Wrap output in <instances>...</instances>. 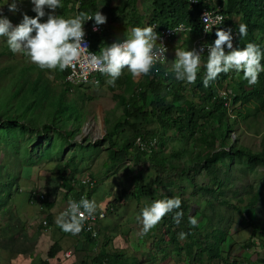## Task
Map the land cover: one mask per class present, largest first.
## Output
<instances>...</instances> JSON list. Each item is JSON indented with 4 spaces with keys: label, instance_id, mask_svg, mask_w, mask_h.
Here are the masks:
<instances>
[{
    "label": "trees",
    "instance_id": "16d2710c",
    "mask_svg": "<svg viewBox=\"0 0 264 264\" xmlns=\"http://www.w3.org/2000/svg\"><path fill=\"white\" fill-rule=\"evenodd\" d=\"M61 1L66 5V9L64 6L66 11L71 9L75 0ZM126 2L119 8L111 9L109 23L110 25L115 23V25L103 36H93V50H96L101 43L111 45L114 42H121L130 34L133 27H142L137 16L134 17L132 13L129 20H121L128 7L133 8L132 11L135 12L137 0H126ZM95 3V0H81L80 12L94 15L97 12ZM220 3L222 0H151V11L148 12L145 26L157 23L160 27L167 28L184 23L192 25L197 32L201 29L200 13L206 8L213 10L216 4ZM226 6V21L220 30L237 27L233 21L235 17H239L241 23L247 25L248 29L247 35L239 38L235 49H243L248 43L256 42L264 51L261 45L264 40V0H228ZM191 47L192 43L187 40L183 50L190 51ZM9 51V56H12L13 52ZM261 64L264 65V60ZM13 67H16L15 77L12 81L5 82L8 85L0 90L1 94H5L0 97V146L4 148L2 154L5 162L0 164V264H10L12 261L9 257L6 259L1 255V239L9 237L12 235L11 230L19 227L18 219L13 217V214L16 211V198L21 195L22 187L27 180L26 185H29L28 171L47 165L45 170L58 178L54 190L44 189L40 193L46 199L43 208L46 225L43 226L42 221L39 225V231L44 232L47 228L54 227L53 208L57 200L64 196L65 199L70 197L71 201L78 202L84 192L91 199L93 192L96 194L100 189L99 184H95L91 190L86 189L85 186L78 185L80 179L76 181L75 177L81 173L80 167L88 165V162L96 158L100 154L98 150L105 145L109 146L111 163L109 169H105L106 172L116 171L124 160L132 161L133 167L148 165L146 170L143 166L137 168V173L132 179L131 198L137 204V216L131 221L135 224L134 228L138 229V224L142 223L137 217L147 204L166 197H179L182 201L180 209L165 215L154 228L144 234L145 239L150 238L154 241L153 247L156 250L154 255L164 254L162 260L154 257L147 263L170 264L166 256L170 253L179 263L180 254L184 253L182 264H230L228 260H224L220 250L227 235L229 236L225 226L221 225L225 216L217 212L215 206L219 203L241 213L239 207L222 200L224 186L228 183V189L231 192V186L235 180L240 181L250 173L255 174L258 166L264 169V133L256 151L237 141L232 143L230 140L231 134L239 130L240 124L250 126L251 115L258 118L264 114V72L260 73L257 83L253 85L243 79L242 73L234 71L227 74L221 73L215 81L208 84L207 88L204 87L203 79H199L196 84L187 88L184 81L177 82L172 75L166 76L159 73V77L155 76L147 81L145 88L140 87V90L134 88L131 74L120 76L115 86L110 85V89L113 92L123 91V95L117 98L124 108V116L110 128L107 127L110 125L105 120L108 129L106 128L104 140L92 144L88 141L76 142L81 125L86 120L85 104L92 99L91 96L86 95L80 87L71 83H63L59 88L53 86L46 75L53 70L41 69L35 64ZM11 68L12 65L9 64L1 68L0 79L5 74H13ZM68 73L67 69L59 70V75L63 79ZM107 78L100 76L99 80L103 82ZM14 81L18 84L15 85ZM219 88L232 91L231 104L236 108V116L232 115V118L228 116L224 102L217 97ZM168 98H171V101ZM243 106L245 115L241 113ZM152 119L156 120L158 126L155 127L154 133L148 129ZM143 123L145 126H142ZM127 130L133 133L131 138L126 133ZM159 131L163 133L162 139L158 136ZM169 133L171 135L167 137ZM124 134L129 137L121 141ZM139 137L142 140L141 144L137 145L136 139ZM172 139L183 142L185 147H182V151L189 157L191 166L181 168L169 164L170 168L167 169L166 165L169 161L163 157V151ZM190 140L199 151L193 153L188 150L187 142ZM234 163L237 169L233 168ZM200 172L206 174L209 184L197 185L193 176ZM262 175L264 178V172ZM176 176L191 180L194 188L190 195L191 199H186L184 190L180 187L181 181L177 183ZM87 178L91 182L98 181L94 175ZM173 180L178 184V187L173 186L178 192L176 194L161 193L160 191ZM239 193L236 191L233 195L236 197ZM201 194L210 196V200L206 198L205 208L209 207L212 214L209 217L212 221L206 220V223L212 224V227L210 226L209 235L205 237L198 226L193 228L190 225L188 216L194 199ZM33 195L27 194V203L32 208L36 206ZM119 197H126L123 188ZM116 198H113V203L117 201ZM258 201L259 198H254L252 195L247 205V215ZM111 204L107 201L106 210H104L106 217L108 215L109 218L97 221L91 230L98 234L97 239L91 237V232L85 231V225L76 235L65 233L55 226V231L50 237V244L45 247V253L39 260V264H63L64 261L69 264H122V262L129 264V257L123 254L121 249L116 248V244H113V240L116 239L113 233L117 231L119 225L112 224ZM42 206L43 201L40 204V207ZM196 210L198 211V207ZM176 211L183 212L179 224L174 220ZM203 211H198L202 214L201 216L204 215ZM247 219L249 225L254 227L251 239L246 245L254 247L255 240L264 239V231L257 221L251 222L250 216L246 217ZM106 220L111 221V224L108 225L110 222ZM127 223L128 220L125 224ZM181 232L187 234L183 240L179 239ZM57 235H59L58 239ZM66 237L81 238L85 246L92 249L99 242V251L91 253L90 249L82 250L84 256L79 258L78 250L74 248L75 253L66 258L61 241ZM159 250L161 252H158ZM187 255L190 261L194 260V263L188 262ZM8 256H10L9 252ZM134 259L135 264H139L140 259L138 257Z\"/></svg>",
    "mask_w": 264,
    "mask_h": 264
},
{
    "label": "clouds",
    "instance_id": "9594fccd",
    "mask_svg": "<svg viewBox=\"0 0 264 264\" xmlns=\"http://www.w3.org/2000/svg\"><path fill=\"white\" fill-rule=\"evenodd\" d=\"M80 1L75 0L71 9L65 11L64 6L66 9V5L61 0H25V10L22 9L23 0H0V37L7 39L9 50L25 56L30 63L41 69L55 70L58 68L63 71L66 68L74 67L82 57L86 58L87 64L101 73L97 76L98 84H72L76 87L101 85L100 76L108 77L107 83L115 86L116 80L122 75L124 69H127L133 77L147 76V81L155 78V76L159 77V73L166 76L172 75L177 82L184 81L187 88L196 84L199 79H203L204 87L207 88L208 84L215 81L221 73L227 74L231 71L242 73L243 79L253 85L257 83L260 73L264 72V65L261 64V61L264 60V51L256 42L255 44L248 43L243 49H235L239 38L246 36L248 31L247 25L235 23L234 19L240 20L239 17L233 19L239 28L220 30L226 21L228 0H222V3L216 4L217 6L213 10L206 8L200 13L201 29L197 32L192 25L184 23L167 28L160 27L157 23L145 27H133L123 41L114 42L111 45L99 44L96 47V50L100 49L98 54L88 51V44L84 37L87 36L93 50V36H103L115 23L110 25L111 15L108 23H106V16L99 11V3L103 0H95L97 12L94 15L81 13ZM106 1L109 3L107 6L109 12L111 11L110 8H119L128 2L126 0ZM148 2L149 0L144 1V3ZM142 3L141 0H137L135 12L138 6L141 9ZM115 5L116 7H114ZM128 9L131 10V8H127L126 12ZM135 12L131 11L134 17H136ZM204 12L219 15L214 19L209 17L211 22H206L201 18ZM103 24L106 26H102ZM165 32L169 35L164 36ZM187 40L192 43L190 51L183 50V45ZM261 45L264 47V40ZM171 53H175L172 58L169 56ZM199 71L200 73H198ZM65 79L64 83H68ZM137 89L140 90V87ZM232 96L231 90L226 91L220 88L217 90V97L224 102L228 116L231 118L232 115L236 116V108L231 104ZM251 108L253 109V106ZM244 109L243 106L241 110L243 115H245ZM255 119L257 117L251 115L249 128L254 124L253 120ZM243 126L245 125L242 124ZM155 127H158L157 124ZM139 139L142 140L140 137ZM95 183L100 185L98 182ZM33 194L34 205H36L33 207L42 211L43 215L46 199L40 193ZM84 195L87 194L84 192ZM253 196L254 198L258 197V203H260V193L257 192ZM41 197L44 199L40 201ZM42 201L43 206L40 207ZM181 203L179 197H166L144 206L137 217L142 222L143 229L135 228L139 231L135 233V236H138V233L147 234L165 215L180 209ZM95 212L103 213L104 218L100 221L105 220L106 213L97 210V204L94 200L82 198L78 202L70 201L65 209L58 213L56 219L54 215V227L47 228V230L50 231L51 228L58 226L65 233L79 234L83 230L85 220L93 216ZM111 212H113L112 208ZM182 217L183 212L176 211L175 222L179 224ZM42 220L45 226L44 215ZM126 221L127 219H125ZM189 223L193 228L198 226V221L194 217L189 219ZM118 225L122 226L119 223ZM123 225L134 228L135 224L129 223L128 220V223ZM221 225L225 226L226 224L222 223ZM259 227L261 228L260 223ZM120 228H118L119 231ZM141 230L142 232H140ZM186 235L184 232L179 233V239H185ZM229 236L227 235V238ZM91 237L97 239L98 234L96 237L92 235ZM244 239L239 240L243 242ZM250 239L251 237L247 241ZM254 244L260 246V244ZM93 250L95 253L99 251V242L96 243L92 252ZM66 253L72 255L71 251ZM66 253V258L71 257V255L67 257ZM187 258L188 262L194 263V260L190 261L188 255Z\"/></svg>",
    "mask_w": 264,
    "mask_h": 264
},
{
    "label": "rangeland",
    "instance_id": "374dc122",
    "mask_svg": "<svg viewBox=\"0 0 264 264\" xmlns=\"http://www.w3.org/2000/svg\"><path fill=\"white\" fill-rule=\"evenodd\" d=\"M146 0H141L142 6L141 9L138 6L135 12V16H137L138 21L141 22L142 27H145V23L147 22L148 12L151 11L150 1L148 3H144ZM108 2L106 0L101 1L99 3V11L106 16L108 23L110 19V12L107 9ZM120 2L118 3V5ZM116 7V5L114 6ZM25 0H23V7L22 9L25 10ZM129 8V7H128ZM112 9V8H110ZM128 9L123 19L127 21L131 17V11ZM4 12V11H3ZM235 23L240 25L241 20L238 18L234 19ZM106 26L103 24L102 26ZM8 47L7 39L0 37V69L3 67H7V64L12 65V72L13 74H5L0 79V90H3V87L6 84L5 82L12 81L13 77L16 75V67H21L23 65H32L27 58L21 54L13 53L12 56H9V50H6ZM173 52V51H172ZM170 58L175 56V53H171ZM6 65V66H5ZM200 73V71L198 72ZM126 74H131L128 72L127 69H124L121 76H125ZM49 78V82L55 86L56 88L61 87L64 83V79L61 78L59 75V69H55L52 73L46 74ZM133 84L134 88L141 87L142 89L146 86V79L147 76H139L133 77ZM107 80H104L101 85L98 86H91V87H80L82 91L92 97L91 100L86 102V120H84L83 125H81V130L78 136L76 137V142L81 141H88L92 144L98 140H104L106 135V128L113 127L115 123H118L123 116H124V108L121 104H119V99L117 96L123 95V91H113L110 89V85L107 83ZM15 85L18 83L16 81L13 82ZM24 93V91H22ZM26 93V92H25ZM5 94L0 93V97H3ZM128 99V95L126 97ZM171 101V98H168ZM105 120L108 121L110 126L105 125ZM134 121V120H131ZM253 125L249 128L246 126L242 127V124L239 126V130L234 131L231 136L230 140L233 143L234 141L241 143L242 145L250 148L253 151L258 149V146L261 143V136L264 133V117L260 116L259 118L253 120ZM136 124V123H135ZM137 125V124H136ZM144 123L142 124V126ZM155 125L156 120H150V126L148 127L149 130L155 132ZM145 126V125H144ZM107 128V129H108ZM245 129V130H244ZM251 129V130H248ZM128 133L129 136H125ZM122 136L121 141L125 140L126 137L131 138L133 133L127 130ZM171 134L169 133L167 137ZM158 136L160 139L163 138L162 131H159ZM173 137V136H171ZM44 146V144H42ZM188 150L190 152H197L199 149L194 146V142L190 140L187 142ZM182 147H185L183 142L177 139L169 140L168 146L163 151V157L168 159L169 163L166 165L167 169L172 166H180L188 167L191 166L189 162V157L184 154L182 151ZM3 146H0V164L2 165L4 162L3 157ZM100 154L97 155L96 158L92 159L88 162V165H82L80 167V174L76 175V181L80 178L88 177L94 175L95 178L100 182V189L96 192V194L91 195V199L96 202L97 210H106V202H102L104 198L107 201H110L111 208L113 209L112 212V224L118 225L122 227L117 229L113 233L114 239L113 244H116V248L121 249V252L126 254L129 257L130 263L135 264L134 258H139V264H149L147 262L152 261V258L157 257L158 260H162L164 254L161 253L158 256H155V249L153 247L154 241L150 238L145 239L144 235L138 233V236H135V233L139 232L135 228L131 226L126 227L123 225L125 223V219L129 220L130 222L135 218L137 204L131 198V194L133 191V184L132 179L135 177L137 173V168L133 167L132 161L124 160L122 161L117 170L113 172H106L105 169H109L111 166L109 153L110 149L108 145H105L101 149L98 150ZM170 164V165H169ZM41 165V164H40ZM105 167H104V166ZM47 165L39 166L34 168L33 170H29L27 177H29V185L27 181L24 183L21 191V195L16 198V211L13 214V217H17L18 219V228H14L13 231L11 230V234L9 237H3L1 240V255L4 256L6 259H11L10 264H39V260L45 253V247H48L50 244V237L53 231L44 230V232L39 231V225L42 220V211L38 208H32L27 203V194L28 193H41V190H54L57 186L58 178L56 176L51 175L47 172L46 169ZM148 165H144L143 168L146 170ZM234 169L235 163L233 166ZM264 169L260 166L257 167L255 174H248L242 178V180H235L231 186V192L228 189V183H226L224 189V195L222 200L230 202L232 205H236L241 209V213L237 210L231 209L229 206H222L221 204H217L215 209L217 212L222 213L225 216V219L222 223L226 224L225 228L229 233V237L226 239L224 245L221 247V253L224 259H227L230 264L238 263V264H264V239L256 240L255 243L260 244L258 247L255 245L254 247H248L247 240L253 234V227L249 225L248 219L246 220L248 207L247 205L251 201L252 195L259 192L261 201L260 203L253 206L251 212H249L250 220H257L260 223L262 230H264V178L262 177V173ZM197 185H207L209 184V178L206 176L204 172H200L199 174L193 176ZM227 177V174H225ZM175 180L177 183L181 181V186L183 188L184 195L186 199H191V193L193 191V184L190 179L186 177L176 176ZM96 181V182H98ZM174 182V183H173ZM170 184L166 185L160 192L163 194H176L178 192L173 186L178 184L173 180ZM26 185V186H25ZM125 192L126 197H119L120 191L122 190ZM239 191L238 196H234L233 193ZM117 197V198H116ZM113 198H116L117 201L113 203ZM210 200V196H205L204 194L199 195L194 199V203L192 205L191 211L188 216L194 217L198 221V227L200 228L203 237L208 236L210 232V226L212 224L206 223L210 220L209 217L212 216L211 209L207 207L206 200ZM242 199V201H239ZM57 200V199H56ZM58 202L55 203L53 213H55V219L58 213H61L65 206L69 204L71 201L70 197L65 199V197H61ZM199 205H197V204ZM116 204V205H114ZM198 207V211L204 210V215L199 213L196 208ZM118 213V215L116 214ZM213 213V212H212ZM206 215L208 217H206ZM109 218L108 215L106 217ZM106 222H110L108 225L111 224V221L106 220ZM43 225V224H42ZM106 225V223H105ZM107 225V226H108ZM23 226V229H22ZM44 226V225H43ZM107 228V227H106ZM143 229V225L138 224V229ZM142 232V230L140 231ZM57 239L59 235L56 236ZM140 237V238H139ZM127 240H126V239ZM138 238V239H137ZM245 238L243 242L239 239ZM64 239L61 241L63 242ZM263 243H262V242ZM65 244V242H64ZM8 252L10 256H8ZM158 252H161L159 250ZM180 261L177 262V259L172 258L171 253L166 254V256L170 260V264H182V257L184 253L180 254ZM162 258V259H161ZM159 262V261H158ZM63 264H69L68 262L64 261ZM122 264H125L122 262ZM210 264H217V263H210Z\"/></svg>",
    "mask_w": 264,
    "mask_h": 264
},
{
    "label": "built area",
    "instance_id": "2783aa9c",
    "mask_svg": "<svg viewBox=\"0 0 264 264\" xmlns=\"http://www.w3.org/2000/svg\"><path fill=\"white\" fill-rule=\"evenodd\" d=\"M213 13H208V12H204L202 15H201V18L206 21V22H211L208 18L211 17L212 19H214L217 15L219 14H213ZM99 29V28H98ZM169 35V33L165 32L164 33V36H167ZM85 41L87 42L88 44V51L90 53H97L99 52L100 49L96 50V51H93L91 49V43L90 41L87 39V36L84 37ZM68 70V75L66 77V82L68 83H71V84H95L97 85L98 84V80H97V76L99 74H101L98 70H94L92 69L86 62V58H81L80 61H78L74 67H69V68H66ZM136 144L137 145H140L141 144V140L138 139L136 141ZM143 146V145H141ZM95 182H91L88 180V178H83L80 180V183L79 185L80 186H85L86 189H93L95 187ZM82 198H87V195H83L81 197ZM44 198L41 197L40 198V201L43 200ZM104 218V214L103 213H94L93 216L91 217H88L85 222H84V225L86 226L85 228V231L86 232H91V230L93 229V227L96 225L97 221H100L101 219ZM92 233V236L93 237H96L97 234L95 232H91ZM71 255V253H66V256L69 257Z\"/></svg>",
    "mask_w": 264,
    "mask_h": 264
},
{
    "label": "crops",
    "instance_id": "0c3cea01",
    "mask_svg": "<svg viewBox=\"0 0 264 264\" xmlns=\"http://www.w3.org/2000/svg\"><path fill=\"white\" fill-rule=\"evenodd\" d=\"M102 202L103 203L106 202V204H107L106 198H104ZM53 230L55 231V228H53L52 231ZM64 242H65V244H64ZM62 244H63V246L65 248V251H64L65 253L68 252V251H71L72 254H74L75 253V249L74 248H77V250H78L77 251V255H79V258H80V256H84V254H82V252H81L82 250L85 251V250H89L90 249L91 253H95L94 250L92 252V248L91 247H88L87 245L85 246L84 240L81 239V238H68V237H66L63 240Z\"/></svg>",
    "mask_w": 264,
    "mask_h": 264
},
{
    "label": "bare ground",
    "instance_id": "6f19581e",
    "mask_svg": "<svg viewBox=\"0 0 264 264\" xmlns=\"http://www.w3.org/2000/svg\"><path fill=\"white\" fill-rule=\"evenodd\" d=\"M259 46V45H258Z\"/></svg>",
    "mask_w": 264,
    "mask_h": 264
}]
</instances>
